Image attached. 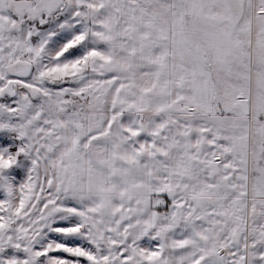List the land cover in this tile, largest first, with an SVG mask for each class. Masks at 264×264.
<instances>
[{"label":"snow or ice","instance_id":"6c2138e0","mask_svg":"<svg viewBox=\"0 0 264 264\" xmlns=\"http://www.w3.org/2000/svg\"><path fill=\"white\" fill-rule=\"evenodd\" d=\"M0 264H264V0H0Z\"/></svg>","mask_w":264,"mask_h":264}]
</instances>
